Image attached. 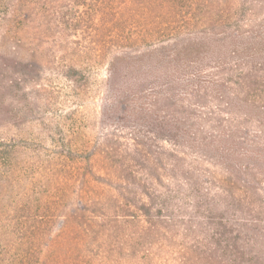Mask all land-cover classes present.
I'll list each match as a JSON object with an SVG mask.
<instances>
[{"label": "rangeland", "instance_id": "374dc122", "mask_svg": "<svg viewBox=\"0 0 264 264\" xmlns=\"http://www.w3.org/2000/svg\"><path fill=\"white\" fill-rule=\"evenodd\" d=\"M55 1L47 12L42 0H0V21L9 18V5L25 9L15 36L0 25V53L7 56L14 46L21 58L35 55L42 66L33 82L10 62L2 69L0 58V262L218 264L217 229L264 227L262 176L247 203L232 206L229 196L242 193L232 175L243 177L244 167L258 163L252 142L264 136L262 127L226 98L199 99L182 90L168 103H177L189 135L217 141L214 148L233 156H213L193 139L174 144L152 129L137 137L135 118L111 106L117 74L108 66L94 67L78 95L56 74L52 62L69 55L66 47L79 34L55 23L48 28ZM216 65L209 61L202 81ZM257 67L256 95L264 99V69ZM153 95L146 92L143 104ZM224 134L230 137L222 144ZM78 199L84 217L77 220ZM50 213L54 218H46Z\"/></svg>", "mask_w": 264, "mask_h": 264}, {"label": "trees", "instance_id": "16d2710c", "mask_svg": "<svg viewBox=\"0 0 264 264\" xmlns=\"http://www.w3.org/2000/svg\"><path fill=\"white\" fill-rule=\"evenodd\" d=\"M49 1L42 0L41 8L45 11ZM235 1H55L49 7L51 14H47L48 28L55 23L59 31L69 29L79 35L67 45L69 55L57 57L59 64H52L57 65L56 74L70 82L75 95L89 85L94 67L108 66L110 75L117 74V91L111 90V106L135 118L133 129L137 137L152 129V134L163 133L162 139L174 144L193 139L200 146L212 149L213 156L228 160L233 155L224 147L214 148L217 141L200 135L192 138L184 126L186 119L175 108L177 103L168 101H175L182 90L199 99L209 95H216L219 100L226 98L225 104L242 111L246 121L256 122L264 132V99L256 95L257 66L264 69V0ZM22 10L25 12L19 4L9 5V18L0 21L14 36L13 29L21 22ZM0 58L4 62L2 69L5 61L10 68V62L11 67H19L21 77L28 76L33 82L42 74L35 55L21 58L14 46L7 56L0 53ZM211 60L217 65L210 79L204 82L202 74ZM149 90L154 92V99L145 105V93ZM161 101L166 104L160 105ZM157 112L164 116L158 119ZM221 137L223 144L230 136ZM252 146L251 155L257 156L258 163L244 167L243 177L231 174L232 183L236 182L234 187L238 184L242 192L229 195L235 207L247 203L249 196L256 194L253 185L256 176L264 178V136L252 142ZM75 203L72 217L78 220L84 217V203L79 199ZM46 218L52 219L54 214ZM223 228L215 231L219 239L213 245L214 252L219 253L216 254L219 263L264 264V227L246 224L237 229Z\"/></svg>", "mask_w": 264, "mask_h": 264}]
</instances>
